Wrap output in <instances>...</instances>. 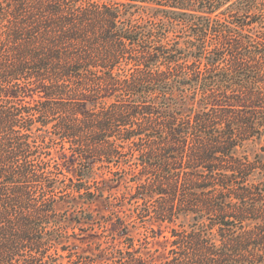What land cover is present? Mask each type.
<instances>
[{
    "label": "trees",
    "instance_id": "obj_1",
    "mask_svg": "<svg viewBox=\"0 0 264 264\" xmlns=\"http://www.w3.org/2000/svg\"><path fill=\"white\" fill-rule=\"evenodd\" d=\"M251 144L264 0H0V264H97L68 244L94 230L103 169L133 176L135 223L181 228L156 263L121 223L106 264H264V183L249 184L264 164L238 155Z\"/></svg>",
    "mask_w": 264,
    "mask_h": 264
},
{
    "label": "rangeland",
    "instance_id": "obj_2",
    "mask_svg": "<svg viewBox=\"0 0 264 264\" xmlns=\"http://www.w3.org/2000/svg\"><path fill=\"white\" fill-rule=\"evenodd\" d=\"M190 91L185 90V93L177 94L180 99V103L184 102V96L189 95ZM176 102V101H174ZM188 104L185 107H190ZM187 108L185 111H187ZM56 157L60 154L54 152ZM239 156L248 155L251 161L258 158L261 163L264 164V145L262 144H251L246 146V148H241L238 152ZM60 159L61 162H66L69 167L73 170L76 166L75 157H72L69 152ZM262 165V164H261ZM109 170L103 169L98 171V179L100 180V187L104 192L103 199H97L94 204L90 207V210L94 214V230H89L86 233H82L76 230L77 236L73 235V230L70 229L71 233V243L68 244L69 250L75 255H81L82 257H95L99 258L100 261L97 264H106L108 258L104 256L100 249L108 248L109 246L113 248L123 247L120 234L123 231V226L121 223H128L129 229L127 231L128 235H131L136 240L146 239L150 242L149 247L156 263L165 261L168 256V251L170 249L169 240L172 228L181 229L178 225H166L161 222H156L153 218H148L147 222L137 221L135 223L136 217L131 211L132 206L129 204L132 196L135 194V183H129L133 176L126 175L125 180H118L119 176L111 175L108 173ZM104 176L102 175V173ZM117 172V170H115ZM264 183V174H259L253 176L249 184H253L255 187H261ZM70 200L69 198H66ZM67 200V201H68ZM152 201H150L151 203ZM57 211L60 217L73 218L74 213L70 208V203L61 200L57 204ZM67 215V216H66ZM216 222L219 221V217H214ZM189 220H193L192 218ZM193 223V222H192ZM191 227H194L195 223ZM254 221H249L248 226H254ZM127 227V226H126ZM188 228V226H186ZM116 239L115 241L113 239ZM147 241V240H146ZM109 251V250H107ZM75 258V257H74Z\"/></svg>",
    "mask_w": 264,
    "mask_h": 264
}]
</instances>
